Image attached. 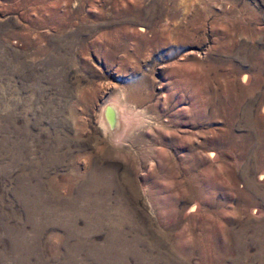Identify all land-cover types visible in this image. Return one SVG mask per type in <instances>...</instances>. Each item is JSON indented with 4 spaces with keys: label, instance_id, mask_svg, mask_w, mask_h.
I'll list each match as a JSON object with an SVG mask.
<instances>
[{
    "label": "rangeland",
    "instance_id": "374dc122",
    "mask_svg": "<svg viewBox=\"0 0 264 264\" xmlns=\"http://www.w3.org/2000/svg\"><path fill=\"white\" fill-rule=\"evenodd\" d=\"M0 264H264V0H0Z\"/></svg>",
    "mask_w": 264,
    "mask_h": 264
},
{
    "label": "bare ground",
    "instance_id": "6f19581e",
    "mask_svg": "<svg viewBox=\"0 0 264 264\" xmlns=\"http://www.w3.org/2000/svg\"><path fill=\"white\" fill-rule=\"evenodd\" d=\"M112 105V104H111ZM114 110H115V108H114ZM111 115H115L116 117L118 116V113H113V114H111ZM111 118H113V116L111 117ZM116 118H113V122H112V124L113 123H116L117 121L115 120Z\"/></svg>",
    "mask_w": 264,
    "mask_h": 264
}]
</instances>
